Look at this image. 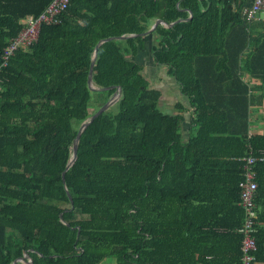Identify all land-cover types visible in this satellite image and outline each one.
Returning <instances> with one entry per match:
<instances>
[{"label": "trees", "instance_id": "1", "mask_svg": "<svg viewBox=\"0 0 264 264\" xmlns=\"http://www.w3.org/2000/svg\"><path fill=\"white\" fill-rule=\"evenodd\" d=\"M50 1L0 0V55ZM251 4L69 0L57 24L41 25L30 49L10 56L0 68V264L24 251L30 264H187L218 228L239 236L242 264L248 151L257 158L250 264H264V134L248 135L252 111L264 106V24L244 20ZM157 20L165 23L148 33ZM147 36L154 63L187 99L186 140L184 108L162 113L160 92L132 59ZM107 38L92 85L120 88L117 111L83 128L62 182L90 95L99 109L115 92L86 86Z\"/></svg>", "mask_w": 264, "mask_h": 264}, {"label": "crops", "instance_id": "2", "mask_svg": "<svg viewBox=\"0 0 264 264\" xmlns=\"http://www.w3.org/2000/svg\"><path fill=\"white\" fill-rule=\"evenodd\" d=\"M151 44L152 39L149 36L145 37L143 49L132 59L141 66V74L149 87L160 92L158 108L162 113L172 116L178 114L180 106L184 108V111L181 112L184 118L181 135L182 139L186 140L188 132L194 129L190 124L191 112L187 99L181 94L178 84L167 73L165 66L154 63ZM250 121L249 136L264 134V106L252 111ZM258 225L261 229L264 228V218L259 220ZM232 234L236 233L225 228L216 229L214 239H207V243L201 242L199 254L196 251L193 253L194 262L193 260L189 263L187 261V264H239L240 239L237 234L236 236ZM185 254L187 257L190 256L188 245L185 248ZM196 257L200 258L196 260Z\"/></svg>", "mask_w": 264, "mask_h": 264}, {"label": "built area", "instance_id": "3", "mask_svg": "<svg viewBox=\"0 0 264 264\" xmlns=\"http://www.w3.org/2000/svg\"><path fill=\"white\" fill-rule=\"evenodd\" d=\"M69 0H51L37 16H28L21 23L22 28L14 38L7 41L0 55V68L6 65L7 60L18 49L29 50L35 43L41 25H55L59 22L61 13L64 12ZM243 18L247 23L264 24V0H252L249 8L243 10ZM256 157L251 151L243 157V179L239 183L240 206L244 218L238 231L242 234V264L254 261L253 252L256 250V241L253 236L256 214L254 212V198L257 183L255 181L254 164Z\"/></svg>", "mask_w": 264, "mask_h": 264}, {"label": "water", "instance_id": "4", "mask_svg": "<svg viewBox=\"0 0 264 264\" xmlns=\"http://www.w3.org/2000/svg\"><path fill=\"white\" fill-rule=\"evenodd\" d=\"M165 22H163L162 20H157L155 22V24L152 26V28L150 29V31L148 33H150L157 25L159 24H164ZM169 26H172L173 24H168ZM123 38V37H121ZM112 38H107V39H103V40H100L97 45L95 46L94 48V53H93V57L91 59V62H90V68H89V73L86 77V86L88 88L89 91H95V92H101V91H106V90H109V89H115V92H113V94L111 95V98L102 106L100 107L96 112H92L88 117H86L83 121H81V123L79 124L76 132H75V135L72 139V142H71V151H72V155H71V158L66 162L65 166H64V169H63V172H61V181L63 182V175H64V171H66V169L72 164L73 160L75 159V156H76V146H77V141H78V138L80 136V133L81 131L83 130V128L91 121L93 120L94 118H96L99 114H102L103 112L107 111L111 105L113 103H116L119 96H120V88L119 87H107V88H96L92 85V70H93V65H94V61H95V58H96V55H97V50H98V47L111 40ZM67 194V193H66ZM67 197H68V200L70 202V205H72V201H71V198L70 196L67 194ZM59 220L62 224L66 225L63 221H62V218L61 216H59ZM78 232V230H77ZM26 254L27 252L24 251L22 252L21 254H19L15 261H14V264H22L23 261H24V257H26Z\"/></svg>", "mask_w": 264, "mask_h": 264}, {"label": "rangeland", "instance_id": "5", "mask_svg": "<svg viewBox=\"0 0 264 264\" xmlns=\"http://www.w3.org/2000/svg\"><path fill=\"white\" fill-rule=\"evenodd\" d=\"M94 99H95V95H90L89 101L87 103L89 112H96L98 110L97 109L98 103L95 102ZM109 109H110V112H112V113H115L117 111V108L115 105H113V106L111 105V107ZM23 259H24V261L22 264H30L31 261L29 260L28 254H26V257H24ZM105 264H107V263H105Z\"/></svg>", "mask_w": 264, "mask_h": 264}]
</instances>
